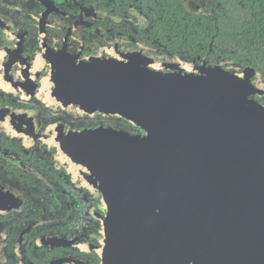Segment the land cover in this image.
<instances>
[{"label": "flooded vegetation", "instance_id": "flooded-vegetation-1", "mask_svg": "<svg viewBox=\"0 0 264 264\" xmlns=\"http://www.w3.org/2000/svg\"><path fill=\"white\" fill-rule=\"evenodd\" d=\"M254 2L0 0V264H102L113 172L97 162L96 134L81 133L132 126L81 107L82 68L183 58L253 68L264 80ZM255 98L264 105V93Z\"/></svg>", "mask_w": 264, "mask_h": 264}, {"label": "water", "instance_id": "water-1", "mask_svg": "<svg viewBox=\"0 0 264 264\" xmlns=\"http://www.w3.org/2000/svg\"><path fill=\"white\" fill-rule=\"evenodd\" d=\"M75 82L81 107L132 126L81 133L113 172L102 264H264L257 71L146 56L87 65Z\"/></svg>", "mask_w": 264, "mask_h": 264}, {"label": "trees", "instance_id": "trees-1", "mask_svg": "<svg viewBox=\"0 0 264 264\" xmlns=\"http://www.w3.org/2000/svg\"><path fill=\"white\" fill-rule=\"evenodd\" d=\"M254 3L257 4L261 8L262 12L264 13V0H255Z\"/></svg>", "mask_w": 264, "mask_h": 264}]
</instances>
